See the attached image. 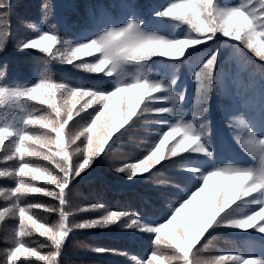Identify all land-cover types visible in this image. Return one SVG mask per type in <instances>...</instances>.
Returning <instances> with one entry per match:
<instances>
[{
	"label": "snow or ice",
	"instance_id": "snow-or-ice-1",
	"mask_svg": "<svg viewBox=\"0 0 264 264\" xmlns=\"http://www.w3.org/2000/svg\"><path fill=\"white\" fill-rule=\"evenodd\" d=\"M16 6L14 0H0V52L13 37L11 11ZM116 6L122 12L120 19L106 20L99 28L69 40L55 25L40 27L53 11L50 0H42L40 21H21L30 31L17 36L16 42L19 51H37L49 63L103 74L101 79L111 78L104 84L69 83L47 71L27 83L9 82L7 65H0V162H14L0 168V178L14 181V186L0 188V198L6 202L0 207V221L6 217L18 221L12 246L3 251L0 264H32V258L43 264H61L58 258L74 229L111 226L150 235L151 252L144 259L131 256L132 264H264V255L239 252L199 258L217 229L264 233V78L260 130L253 118L244 115L232 116L228 125L239 146L256 161L251 166L216 160L208 113L213 94L225 83L218 61L220 49L212 48L194 59L190 120L184 118L181 108L185 92L177 90L180 67L192 56L188 49L216 41L219 36L238 42L233 45L237 53L242 46L264 61V0H167L151 9L150 18H145L136 0H120ZM97 7L93 6V15ZM182 26V31L176 32ZM153 68L165 75L154 74ZM37 104L47 108H38ZM82 113H87V119ZM75 117L84 123L75 133H66ZM137 122L158 125L156 139L142 157L122 163L113 171L129 180L152 178L183 195L157 220L137 211L92 203L76 211H98L96 218L70 224L74 212L65 210L69 203L65 189L106 158ZM36 126L48 131H35ZM77 141L80 145L75 151L81 158L73 163L70 152ZM34 160L50 161L54 167L41 166ZM168 164L176 165L178 175L186 174L189 181L198 183L183 189L171 178L155 179ZM214 178L216 184L210 187ZM38 181L59 191L38 186ZM41 193L58 200L59 206L24 203L30 194ZM257 205L258 211L254 207ZM40 208L58 213L56 224L42 222L31 212ZM34 233L48 241L39 244V249L50 247V251L41 254L26 243L25 238ZM92 251L116 253L103 247ZM190 254L197 259H190Z\"/></svg>",
	"mask_w": 264,
	"mask_h": 264
},
{
	"label": "trees",
	"instance_id": "trees-1",
	"mask_svg": "<svg viewBox=\"0 0 264 264\" xmlns=\"http://www.w3.org/2000/svg\"><path fill=\"white\" fill-rule=\"evenodd\" d=\"M145 18H150L149 13L153 7H158L167 0H136ZM229 3H238L239 0H228ZM17 5L11 11L12 39L8 42L6 49L0 52V65H7V80L9 82L27 83L42 72H51L57 80L69 83H84L102 85L111 78L101 77L103 74H88L72 68L69 65L61 66L56 63H49L47 58L34 50L19 51L16 48L17 36H25L29 33L21 21L39 22L41 19L42 0H14ZM53 6L52 15L46 24L40 27L55 25L57 31L65 39H73L77 34L85 33L96 28L109 19H120L121 9L116 5L120 0H50ZM93 6H98L93 15ZM100 6H107L103 8ZM153 29L157 24L152 25ZM176 29V32H181ZM238 42L229 38L219 36L216 41H209L206 44L196 46L195 49H188L192 56L185 60L179 70L178 91L185 92V99L181 103L184 118L190 120L194 83L192 73L194 70V59L207 54L212 48H219V67L225 73V83L222 90L214 93L210 103L208 119L211 121V141L215 147L216 160L223 164L236 163L242 165H254L256 161L250 157L239 146L234 138V131L230 128L229 121L232 116L244 115L251 117L257 122V131L260 130V88L261 80L264 78V61L259 60L246 48L241 46L239 53L233 47ZM153 72L159 73L162 77L165 73L158 68ZM123 102L121 101V104ZM38 108L46 109L47 106L36 105ZM143 106V105H142ZM91 111V110H89ZM87 119V113L81 114ZM172 119V118H169ZM84 123L80 117H75L69 122L66 133H75ZM39 132H47L36 126L34 129ZM158 125L144 124L137 122L128 129L127 133L117 142L108 156L101 159L89 168L65 189L69 203L65 205L66 211H73L74 215L69 218V223H79L85 220L96 218L100 212L95 210L76 211L85 208L92 203L103 204L113 210H133L146 216L149 219L157 220L163 217L169 210L170 205L179 200L183 192L166 185H158L152 178L137 177L129 180L123 174L113 171V168L122 163L133 162L145 154L146 147L156 139ZM123 131V130H122ZM83 139V138H82ZM7 143V141H6ZM72 145L70 155L73 163H76L81 154L76 152ZM55 151V145H51ZM47 149H44L46 151ZM56 159H59L57 157ZM14 162H0V168L10 166ZM34 163L41 166L54 167L50 161L34 160ZM180 182L183 189L192 187L193 183L185 175H178L174 164H168L161 170L155 179H168ZM38 186L59 189L47 185L44 181L36 182ZM216 179L210 181V187H214ZM14 181L10 178H0V188L12 187ZM253 196L257 193H253ZM245 199H250L245 198ZM28 203H41L59 206V201L41 194H30L24 201ZM239 204L240 201H237ZM6 202L0 198V207ZM235 207V205H233ZM258 211L259 206H254ZM33 214L47 224H56L59 220L58 213L46 212L43 208L31 210ZM17 220L9 217L0 221V261L4 259L3 251L12 246ZM264 223V221H261ZM26 243L39 249V244H47L46 237L34 233L32 237L25 238ZM95 247L115 249L116 253H96L92 251ZM197 247H200L199 245ZM152 244L149 234L140 233L130 229H123L116 226L100 229H74L65 240L62 255L58 258L61 264H132L131 256L144 259L151 252ZM50 247L39 249L41 254L50 251ZM167 252V249H164ZM195 251V249L193 250ZM239 252L242 254L264 255V233L254 229L248 231L231 228H220L213 233L208 243L199 253L200 259H208L215 255ZM122 253H128L123 255ZM190 259H197L190 254ZM32 264H43L32 258Z\"/></svg>",
	"mask_w": 264,
	"mask_h": 264
}]
</instances>
